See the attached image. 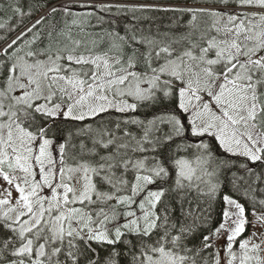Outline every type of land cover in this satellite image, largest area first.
<instances>
[{"label": "snow or ice", "instance_id": "obj_1", "mask_svg": "<svg viewBox=\"0 0 264 264\" xmlns=\"http://www.w3.org/2000/svg\"><path fill=\"white\" fill-rule=\"evenodd\" d=\"M0 33V264H264L238 239L264 225V0H0Z\"/></svg>", "mask_w": 264, "mask_h": 264}, {"label": "trees", "instance_id": "obj_2", "mask_svg": "<svg viewBox=\"0 0 264 264\" xmlns=\"http://www.w3.org/2000/svg\"><path fill=\"white\" fill-rule=\"evenodd\" d=\"M39 2V0H37ZM57 3L62 4H70V5H79V4H87V3H93V4H103V3H143V4H149V5H156V6H169V5H179V6H210L212 4V0H207V3L205 0H56ZM75 11H83V9L80 8H74ZM39 15V13H37ZM140 15V14H138ZM143 16L148 17V20H143L141 22V26L144 28H147L150 24L153 28V31H155L156 27L158 26L161 32L166 31H172L175 33H181L185 31L184 25L187 24L188 19L190 18L188 15L181 16L180 13H173V12H164V11H149L142 14ZM36 16H33L32 19L34 20ZM56 21L61 20V14H57L55 17ZM29 23V21L25 20V24ZM93 24H95V20L92 21ZM22 30V29H21ZM89 31H99L98 28L96 29H89ZM123 31V26H121V32ZM17 33H13V36ZM3 33H0V36H2ZM224 191H229V188L225 186ZM257 199H264V194H261L260 192L255 193ZM243 202V201H242ZM258 212L264 211V208L257 207L256 209ZM251 208L248 210V219L250 220L251 217ZM249 225V224H248ZM248 232V228L246 233ZM246 235V234H244ZM242 237L238 238L241 239ZM238 244V243H237ZM236 244V245H237ZM238 248L237 246H235Z\"/></svg>", "mask_w": 264, "mask_h": 264}, {"label": "rangeland", "instance_id": "obj_3", "mask_svg": "<svg viewBox=\"0 0 264 264\" xmlns=\"http://www.w3.org/2000/svg\"><path fill=\"white\" fill-rule=\"evenodd\" d=\"M251 219L249 220L250 221V223H249V225L247 226V228H248V232L246 233H244V234H246V235H242V238H247L248 236H250L251 235V233L255 230V231H257V232H264V225H259V224H257L256 225V227H255V229L253 228V221H255V217L254 216H252V214H251ZM258 242V241H257ZM235 246H239L238 244L237 245H235ZM216 247L217 248H221L222 249V247H223V242L221 241V242H218L217 244H216ZM221 264H224V253H223V251H221Z\"/></svg>", "mask_w": 264, "mask_h": 264}]
</instances>
